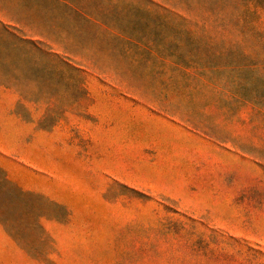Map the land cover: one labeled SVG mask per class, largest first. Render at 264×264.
I'll list each match as a JSON object with an SVG mask.
<instances>
[{"label": "rangeland", "instance_id": "1", "mask_svg": "<svg viewBox=\"0 0 264 264\" xmlns=\"http://www.w3.org/2000/svg\"><path fill=\"white\" fill-rule=\"evenodd\" d=\"M0 111V264H264V0H0Z\"/></svg>", "mask_w": 264, "mask_h": 264}, {"label": "crops", "instance_id": "2", "mask_svg": "<svg viewBox=\"0 0 264 264\" xmlns=\"http://www.w3.org/2000/svg\"><path fill=\"white\" fill-rule=\"evenodd\" d=\"M41 132L43 143H45V136L48 133H45L44 130ZM34 137L35 123L32 119L26 120L14 111H0V158L10 157V154L4 153L8 150L15 152L16 156V152L22 150L23 147L27 146L28 148L29 144L34 145Z\"/></svg>", "mask_w": 264, "mask_h": 264}]
</instances>
